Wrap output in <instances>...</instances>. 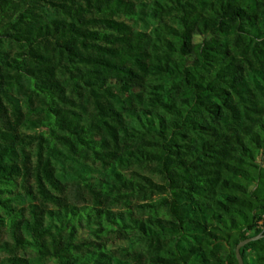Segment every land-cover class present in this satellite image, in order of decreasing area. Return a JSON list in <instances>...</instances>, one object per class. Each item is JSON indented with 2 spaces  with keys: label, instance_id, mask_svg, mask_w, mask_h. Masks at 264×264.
<instances>
[{
  "label": "trees",
  "instance_id": "obj_1",
  "mask_svg": "<svg viewBox=\"0 0 264 264\" xmlns=\"http://www.w3.org/2000/svg\"><path fill=\"white\" fill-rule=\"evenodd\" d=\"M143 1L0 0V41L26 61L16 96L0 50L9 264H239L238 244L264 235V0ZM119 16L153 26L136 31ZM28 125L42 134H21ZM60 148L103 166L99 188ZM19 179L27 209L13 195ZM72 179L79 202L54 193ZM85 222L100 242H76ZM110 234L129 246L108 249ZM241 256L264 264V238Z\"/></svg>",
  "mask_w": 264,
  "mask_h": 264
},
{
  "label": "rangeland",
  "instance_id": "obj_2",
  "mask_svg": "<svg viewBox=\"0 0 264 264\" xmlns=\"http://www.w3.org/2000/svg\"><path fill=\"white\" fill-rule=\"evenodd\" d=\"M150 2V0H144L143 1V6L142 8L147 9L148 7L146 5H148ZM118 19L120 21H124L126 23H128L129 25H131L133 27L134 30H145V31H149L151 30L152 26H153V20L152 18H149L147 16H143L142 20H139L137 22L128 20L127 18H125L124 16H119ZM205 37L204 36H200V35H195L194 36V43L198 44V43H202L204 41ZM0 50L2 52L1 57L6 56L7 54L10 55L9 60L7 61V64H4V67L6 70L9 71V73L11 74V78L9 79L8 83L6 82V84L4 85L5 88L13 95L18 96V94L16 93V91H14L15 86L18 82V80L21 78V76L23 75L25 68H26V61L25 59H22V61L20 63H14L13 59L17 58V54L15 52L14 49H11L8 45V43L5 40H1L0 41ZM194 57L190 58V62L194 61ZM1 66H3V64H1ZM139 89H136V91H138ZM21 97V96H19ZM24 111H26V108H23ZM19 132L21 134H27V135H36V134H42V130L41 129H36L33 128L32 126L28 125V126H23L19 129ZM61 149V148H60ZM64 152L63 157L61 156L60 158L65 160L66 162H68L69 164H71L72 166H74L75 168H83L86 167L89 170V173L86 174L89 183L93 184L96 188H99L100 183L103 180V166L101 164H94L91 161H83V160H79V159H69L68 154L66 153L65 150L61 149ZM27 151L29 152V154H31L32 156V161H33V165H35V161H36V154H37V145L34 142L32 145L28 146ZM65 156V157H64ZM263 165H264V157L261 160ZM56 166H57V172L61 171V167L59 165V163L56 162ZM142 174L145 175H150L148 173V171H142ZM126 175L130 176L131 172L127 171ZM154 180L158 183H160V179L158 178H154ZM75 180H68V185L64 188L63 193H59V192H55L54 193L57 196H68L70 198L73 199L74 202H79V199L77 200V198H74V191H75V184H74ZM24 180L23 179H19L18 181V185L16 187V189L14 190L13 195L17 196V207L18 208H28V204L30 202V198L25 196V192L23 190V185H24ZM67 183V181H66ZM26 185L28 187L31 186V188L33 189V192L36 194V196H39L37 193V187H36V183L34 180H29V182L26 183ZM83 195L82 197V202L83 203H88L89 201V196H88V192H87V188L86 187H81L79 190ZM21 195V197H18V195ZM19 195V196H20ZM84 198V199H83ZM158 198V196H154L152 197L153 200H156ZM33 199V197H32ZM35 204H38V200L33 201ZM144 203L140 197H137L135 199H132V208L133 211L136 215V206L137 204H141ZM51 209H56L55 206L50 205ZM108 209L112 210L114 213L119 212V211H124V205L122 204H118L115 207L111 208L109 207ZM26 216H28L27 212H26ZM95 226L93 224L89 225L86 222L83 224L82 227L78 228V231L76 233V242H89V241H95V242H100L99 239H97L93 233L91 232V229H93ZM9 244L10 246L14 243L13 238L11 233L7 230L6 226H2L0 225V264H9L6 260L7 258H9L11 256V250H7L5 248V244ZM129 246V241L126 239H122L119 238L117 234H110V241L107 243V247L110 250H117L119 248H125ZM17 255L27 258V259H31V258H35V254L32 251H24L22 249H19L17 252ZM43 264H56L54 261L52 260H48L45 261Z\"/></svg>",
  "mask_w": 264,
  "mask_h": 264
},
{
  "label": "water",
  "instance_id": "obj_3",
  "mask_svg": "<svg viewBox=\"0 0 264 264\" xmlns=\"http://www.w3.org/2000/svg\"><path fill=\"white\" fill-rule=\"evenodd\" d=\"M262 238H264V235H259V236L253 237V238H249V239L242 241L238 244V246L236 247V256H237V260H238L239 264H245L243 257L241 256V248L244 247L245 245L251 243V242L258 241Z\"/></svg>",
  "mask_w": 264,
  "mask_h": 264
}]
</instances>
